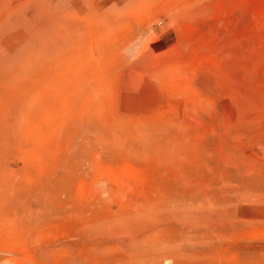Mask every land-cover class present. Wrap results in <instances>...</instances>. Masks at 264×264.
Returning <instances> with one entry per match:
<instances>
[{
    "label": "rangeland",
    "instance_id": "obj_1",
    "mask_svg": "<svg viewBox=\"0 0 264 264\" xmlns=\"http://www.w3.org/2000/svg\"><path fill=\"white\" fill-rule=\"evenodd\" d=\"M0 264H264V0H0Z\"/></svg>",
    "mask_w": 264,
    "mask_h": 264
},
{
    "label": "bare ground",
    "instance_id": "obj_2",
    "mask_svg": "<svg viewBox=\"0 0 264 264\" xmlns=\"http://www.w3.org/2000/svg\"><path fill=\"white\" fill-rule=\"evenodd\" d=\"M56 16V15H55ZM124 22V21H123ZM154 22V21H153ZM59 26V25H58ZM53 27L51 26H46L45 28L43 29H40L36 30V41L35 44H34V48H33V51L31 52L32 53V59H34L33 61H35V58L34 57H39L41 60H38L36 61V63H43L45 61V55L42 56V54H44L45 52L48 53V52H51L52 53V50H53V46H54V42H52L51 40H49L45 35H46V32L48 30H51ZM35 40V39H34ZM41 53V54H40ZM160 53V52H159ZM29 56V55H28ZM29 57V58H30ZM78 60V59H77ZM25 62V61H24ZM82 62V61H80ZM80 62H78L79 64H81ZM26 63V62H25ZM21 64V63H20ZM74 65V64H73ZM82 65V64H81ZM83 66V65H82ZM77 68V66H75ZM79 70L77 72L80 71V67H78ZM81 71H82V68H81ZM80 71V72H81ZM85 72V70H84ZM52 116L49 112H47L46 114H44V122H47V120L51 119ZM48 123V122H47ZM123 168L125 170H128V166H127V169L125 167H122V169L120 170V173L121 171L123 170ZM107 170V169H106ZM110 170V169H109ZM130 170V168H129ZM108 171V170H107ZM132 171V170H131ZM110 172V171H109ZM113 172V171H112ZM130 172V171H129ZM133 172V171H132ZM128 173V172H124V173H121L120 175H116L115 173H113V175H109L111 176V180H113L115 183L116 182H120V183H129L130 181H139V177L134 175L133 173ZM136 172V171H135ZM119 173V172H118ZM115 174V175H114ZM137 174V173H136ZM107 176H108V173H107ZM142 181V180H141ZM112 183V182H111ZM140 183V182H139ZM126 186V184H125ZM129 185H127L126 187H128ZM144 187V186H143ZM29 260V259H28Z\"/></svg>",
    "mask_w": 264,
    "mask_h": 264
}]
</instances>
